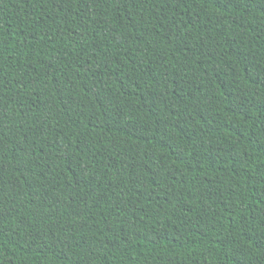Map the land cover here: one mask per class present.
<instances>
[{
  "label": "trees",
  "instance_id": "trees-1",
  "mask_svg": "<svg viewBox=\"0 0 264 264\" xmlns=\"http://www.w3.org/2000/svg\"><path fill=\"white\" fill-rule=\"evenodd\" d=\"M0 264H264V0H0Z\"/></svg>",
  "mask_w": 264,
  "mask_h": 264
},
{
  "label": "bare ground",
  "instance_id": "bare-ground-1",
  "mask_svg": "<svg viewBox=\"0 0 264 264\" xmlns=\"http://www.w3.org/2000/svg\"><path fill=\"white\" fill-rule=\"evenodd\" d=\"M250 57H251V56H250ZM219 89H220V88H219ZM219 89H218V91H219ZM218 91H217V92H218ZM221 93H222V92H221Z\"/></svg>",
  "mask_w": 264,
  "mask_h": 264
}]
</instances>
